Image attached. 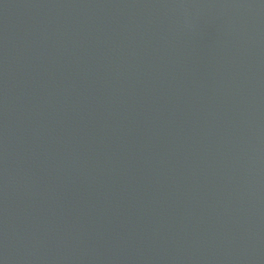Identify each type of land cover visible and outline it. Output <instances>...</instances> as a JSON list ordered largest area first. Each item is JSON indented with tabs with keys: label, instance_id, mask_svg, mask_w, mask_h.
<instances>
[{
	"label": "water",
	"instance_id": "water-1",
	"mask_svg": "<svg viewBox=\"0 0 264 264\" xmlns=\"http://www.w3.org/2000/svg\"><path fill=\"white\" fill-rule=\"evenodd\" d=\"M0 264H264V0H0Z\"/></svg>",
	"mask_w": 264,
	"mask_h": 264
}]
</instances>
